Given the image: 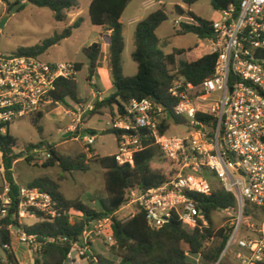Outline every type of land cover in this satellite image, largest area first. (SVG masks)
<instances>
[{"label": "built area", "instance_id": "built-area-1", "mask_svg": "<svg viewBox=\"0 0 264 264\" xmlns=\"http://www.w3.org/2000/svg\"><path fill=\"white\" fill-rule=\"evenodd\" d=\"M214 9L219 16L211 20L212 35L198 37L207 40L209 53H218L215 71L195 84L177 68L178 76L169 89L176 99L173 112L184 120L181 124L186 125V132L168 134L170 127L162 131V125H170L172 120L163 103L151 97L133 99L126 105L125 113L112 121L113 127L124 130L117 139L118 151L114 155L120 164L134 166L135 153L144 147L143 138L150 137L175 168L174 174L158 186L128 189V201L123 207L141 208L152 228L159 229L176 218L193 229H203L208 220L191 194L209 195L216 189L232 193L235 207L222 209L232 218L220 261L236 245L241 264H257L264 260V217L256 225L245 216L247 208L264 215V0H230L227 6ZM174 25L182 31L187 25L198 23L188 14H180ZM77 72L74 61H48L41 55L0 52V131L5 132L18 119L46 114L54 105H60L52 97L57 81L76 76ZM93 109L94 106L77 103L74 109L66 110L72 120L65 131L80 139L82 132H76L82 129L85 112ZM140 129L146 130L145 135ZM83 140L86 151L91 152L94 134L85 135ZM33 153L46 159L52 156L47 148L35 149ZM0 173H5L3 162ZM10 191L6 182L0 190V223L13 201ZM54 206L49 193L19 185L14 212L19 225L8 227L12 244L16 241L31 255L39 253L44 243L25 231L23 219L36 216V211L54 217ZM113 224L111 216L89 221L81 240L72 243L67 259L74 262L87 258L98 263L93 246L96 242L108 246L116 243ZM2 231L0 225V259L3 264H17L9 257L8 251L13 252V247L3 242Z\"/></svg>", "mask_w": 264, "mask_h": 264}, {"label": "trees", "instance_id": "trees-1", "mask_svg": "<svg viewBox=\"0 0 264 264\" xmlns=\"http://www.w3.org/2000/svg\"><path fill=\"white\" fill-rule=\"evenodd\" d=\"M23 5L31 3L38 7L49 8L53 12L54 19L64 22L68 18L71 9L79 7L78 0H24ZM133 0H90L89 16L94 26L104 30H110L108 38V64L112 76L113 92L108 96L97 99L94 109L100 107H117L118 114L123 115L126 105L133 99H143L151 97L163 103L172 116V121L181 124L184 120L176 116L173 112L176 99L171 96L169 89L175 75L173 70L177 69V57L191 51L175 47L170 53L164 51L167 41L157 35V29L168 19V12L163 6L152 11L144 19L138 21L134 36L133 60L138 64V71L134 75H126L123 68V52L125 50L123 14L128 5ZM197 0H184L189 6ZM230 0H211L214 8L227 6ZM22 5V6H23ZM179 14H188L193 17L197 25H187L177 34L193 32L200 38L209 37L213 33L212 21L197 15L191 9L185 10L180 5H175ZM0 18L2 14L0 12ZM83 21L82 17L77 18L68 25L61 33L45 38L40 44L31 47H21L19 53L41 55L50 47L58 44L62 39L72 35L73 30L78 28ZM83 53L89 59L88 79L92 83L93 76L98 67H101L102 45L94 41L90 45L82 48ZM218 62V53H206L201 57L187 60L179 71L189 81L199 84L205 78L213 74ZM77 71L83 68V64L76 63ZM55 102L65 103L67 99L75 103H80L82 99L78 94V84L75 76L70 78H60L56 83V88L52 93ZM42 113L33 117L32 121L39 132L43 131L39 124ZM119 116V115H118ZM170 125H162V131ZM79 129L76 133L79 134ZM86 132L96 134L95 130L86 129ZM104 132H112L117 139L124 130L115 127L107 128ZM136 134V130L130 131ZM142 135L146 130L140 129ZM70 137H67L68 139ZM144 139V147L134 155V166L130 164H120L115 155L101 156L94 152V162L105 168L106 193L105 198H100L101 209L96 210L81 199H69L61 190L60 182L49 175H42L31 180L27 185L37 187L51 195L55 201L56 215H46L36 211L38 221L31 225L24 224L25 231L43 242L42 250L35 254L33 264H65L73 242L81 240L85 225L95 218L111 216L114 219V236L116 243L111 246V253L120 258L119 264H195L189 260L188 256L200 255L206 264H217L223 250L225 249L231 229L221 227L216 229L212 215L214 212L235 207L236 200L232 193L222 189H216L209 195L202 193H192L197 205L201 208L208 220V226L203 229H193L188 224L178 219H172L163 227L152 228L145 212L137 207L134 215L120 219L117 216L119 210L127 203L128 189L138 187L147 189L158 186L167 181L176 171L172 168L166 174L159 169L152 167V161L161 155L160 147L150 138ZM44 141L39 143H25L20 138L12 134L11 128L5 132L0 131V153L5 167V179L10 184V196L12 204L9 207L8 215L2 219L0 225L3 226V242L12 244V236L8 227L11 224L19 225L14 218L16 204L18 201V183L13 175V164L20 158L32 161L33 151L44 148ZM48 148L52 151V156L47 159L44 166L51 167L58 165L63 171H88L90 169L88 154L81 151L75 156L60 154L51 145ZM1 204V200H0ZM71 210L78 211L81 216L72 218ZM251 212L250 208L246 213ZM54 238V241H48ZM13 262L18 263L14 252L8 251ZM98 264H115L114 260L100 253L96 255ZM0 264L2 260L0 259ZM219 264H222L221 261ZM257 264H264V260Z\"/></svg>", "mask_w": 264, "mask_h": 264}, {"label": "rangeland", "instance_id": "rangeland-1", "mask_svg": "<svg viewBox=\"0 0 264 264\" xmlns=\"http://www.w3.org/2000/svg\"><path fill=\"white\" fill-rule=\"evenodd\" d=\"M24 2V0H0V12L2 17L7 13L10 15L3 26L0 27V52L14 53L21 47L35 46L40 44L45 38L61 33L71 24L69 19L64 22L56 21L53 12L49 8L38 7L31 3L23 5ZM78 2L80 4L78 7V12L80 13L79 17L83 18L81 25L73 30L71 36L62 39L58 44L50 47L45 53L41 54V56L48 61H74L76 63H82L83 68L78 71L75 76L78 84V94L82 99L83 105L87 104L94 106L98 97L94 98L93 96V91L96 90V88L88 79L90 63L87 56L83 53L82 48L98 40V31L100 28L94 26L89 18L88 5L90 0H78ZM16 3H18L17 7H15ZM179 3L183 4L185 10L191 9L197 15L209 20H215L219 16L218 12L213 8L211 0H197L190 6L186 4L184 0H162L161 3L159 0L131 1L123 14V33L125 38L123 68L126 75H134L138 71V64L132 58V52L135 47L134 36L138 21L144 19L148 14L161 6L166 8L168 12V19L157 29V35L162 41H167L164 51L170 53L175 47L192 48L191 51H187L177 57L178 68L182 67L187 60H192L203 52H208L207 40H201L197 34L193 32L177 34L179 32L175 29L174 21L179 18L180 14L176 11L175 5H179ZM13 8H16L14 12L12 11ZM104 56L105 53L103 52L101 56L102 63L104 61ZM173 74L178 76L177 69L173 70ZM92 80L98 82L99 85H106L101 67L96 69ZM110 80L112 81L111 72ZM76 104L77 103L70 99H67L65 103L58 106L54 105L53 109L43 114L39 122L43 128L42 132L37 130L32 121L33 117L30 116L16 120L11 126V131L25 143H39L40 141H44V148L49 149L48 145H51L60 154L75 156L81 151H86V142L83 140L84 136L93 134L87 132L86 134H82L80 139H77L76 136L73 135L68 139L64 138L63 135L66 133L65 129L72 120V116L68 115L66 110L74 109ZM118 115L117 107L113 109L109 107H100L98 109L87 110L83 116L81 132L83 129L95 130L96 139L95 142L91 144V149L96 148L101 156L113 155L118 151L116 135L112 132H104L107 128L112 127V121L118 119ZM186 130V125H178L171 120L168 134H184ZM86 152L90 165L88 171H63L58 165L46 167L44 163L47 159L42 157L39 153H33L31 162L27 161L25 158H22L16 166L14 165L17 161L14 162V178L16 182L24 184V181L33 180L42 175H49L60 182L61 190L66 197H70L69 199H81L92 208L100 210V198H105L107 196L105 168L99 163L94 162V152ZM0 162H2L1 153ZM152 167L166 174L170 173L173 168L170 161L166 160L162 154L152 161ZM212 180L215 182L217 181L215 178H212ZM6 182L4 174L0 173V190L4 187ZM136 208V206L123 207L118 211L117 216L120 219H126L132 216V211H136ZM250 210L251 212H249V214L246 213L247 216H245L247 221L260 224L264 215L256 209L250 208ZM70 215L72 218L81 216L76 210H71ZM212 218L214 227L219 229L221 227L228 228L232 216L227 212L219 210L213 213ZM37 220L38 218L35 217H27L23 219V223L31 225ZM15 244L16 247L19 245V247L22 248L17 249L21 254L20 256L27 252L24 246L18 243ZM95 245L103 250L104 256L114 260L115 264L120 263V258L111 253V246L102 242H100V244L96 242ZM238 251V247L233 245L228 253L224 255L221 263L241 264L237 257ZM98 253L100 254L102 252ZM34 256L33 254L32 258H34ZM188 258L195 264H206L200 255L190 254Z\"/></svg>", "mask_w": 264, "mask_h": 264}, {"label": "crops", "instance_id": "crops-1", "mask_svg": "<svg viewBox=\"0 0 264 264\" xmlns=\"http://www.w3.org/2000/svg\"><path fill=\"white\" fill-rule=\"evenodd\" d=\"M89 6H90V3L88 5V13H89ZM79 14L80 13L78 12V7L77 8H74V9H71L68 12V18L67 19H69L70 20V23L72 24L80 16ZM89 18H90V16H89ZM96 27H98V26H96ZM99 28L100 29L98 31V40H95V41L101 43V45H102V53L103 52L105 53L103 63H102L101 59H100V61H101V64H102L101 65V70L103 72V77L106 80V85L105 86L99 85V83L98 82H95L94 80H92V83L95 84V88H96V90L93 91L94 98H97L98 97L99 99H102V98L108 96L110 93H112L114 88H113V82L110 80V68H109V64H108V49H109L108 48L109 47L108 38H109V35H110L111 31L110 30H104L101 27H99ZM106 39H107V41H106ZM206 53H209V52H203L198 57H201L202 55H204ZM198 57H196V58H198ZM80 103L82 104V101ZM85 106H92V105H87L86 104ZM83 131H85V134L87 133L86 132V129H83L82 132ZM95 139H96V136H95ZM95 150H96V153L100 154L96 148H95ZM21 160H22V158L18 159L17 162H15V165L14 166H16V164H18ZM30 181L31 180L24 181V184L18 183V182L17 183H18V185H27ZM67 198H70V197L67 196ZM32 217L37 218L36 216H32ZM15 243H17V242L16 241H13L12 247H13V252H14V254L16 256V259L18 261L17 264H33L32 255L30 253L26 252L25 254H22V256H20L21 254L17 250L20 247H19V245H17L18 247H16V244ZM98 243L100 244V242H98ZM20 249H22V248H20ZM93 252L95 253V255H98L99 254L98 252H102L103 253V250L101 248H99V247H96V245L94 244V246H93ZM66 263L67 264H96L95 261H90L87 258L75 259L74 262L67 259L66 262H65V264Z\"/></svg>", "mask_w": 264, "mask_h": 264}, {"label": "water", "instance_id": "water-1", "mask_svg": "<svg viewBox=\"0 0 264 264\" xmlns=\"http://www.w3.org/2000/svg\"><path fill=\"white\" fill-rule=\"evenodd\" d=\"M18 6V3H16L15 4V7H17ZM16 10V8H13L12 9V11L14 12ZM9 13H7L4 17H2L1 18V21H0V27H2L3 26V24L5 23V21L9 18ZM186 30L187 31H189L190 30V27H186ZM213 35H216V33H214ZM82 134H85V131H83L82 132ZM73 135V133L71 132V131H69V132H66L63 136H64V138H67V137H70V136H72ZM219 262H220V259H219V261L217 262V264H219ZM96 263V262H95ZM96 264H98V263H96Z\"/></svg>", "mask_w": 264, "mask_h": 264}]
</instances>
